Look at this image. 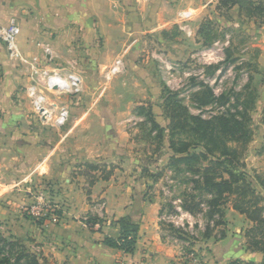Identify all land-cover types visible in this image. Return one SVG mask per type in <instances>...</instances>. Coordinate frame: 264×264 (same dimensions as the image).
<instances>
[{
	"label": "crops",
	"instance_id": "1",
	"mask_svg": "<svg viewBox=\"0 0 264 264\" xmlns=\"http://www.w3.org/2000/svg\"><path fill=\"white\" fill-rule=\"evenodd\" d=\"M136 1L159 4L157 11L150 10L156 24L148 31L157 33L155 29L168 19L164 6L174 4L179 10L177 15L191 10L195 20L216 0ZM120 2L0 0V26L17 24L20 27L18 46L25 56L43 58L41 45L49 47L52 60L46 62V68L62 72L75 69L84 82L81 95L58 97L69 106L71 116L57 139L54 131L42 125L33 113L25 91L29 78L9 60L5 46L0 43V236L12 242L21 240L27 248L34 247L46 264H186L183 240L171 236L162 224L163 207L151 197L148 189L137 183L136 175L130 173L126 179L128 172H120L132 159L127 152L131 143L124 122L120 123L123 114L111 106L106 111L114 122L117 146L111 151L101 146L100 134L106 131L108 123L97 108L100 97L96 90L104 71L127 47L125 42H133L131 48L135 51L134 46L140 39L133 38V34L144 35L140 30L147 26L127 33L129 13L123 11ZM140 14L143 22L145 9ZM242 30L243 36L245 33L253 35L257 65L264 70V27L252 31L250 26L243 25ZM133 84L132 79H126L127 91ZM263 85L259 86L262 92ZM109 90L108 101L116 102L117 96L113 98L110 93L111 85ZM131 93L133 96L136 92ZM260 131L259 143H262L264 126L261 125ZM67 143L75 144L73 156L69 155ZM256 150L259 148L254 152ZM79 155L84 159L74 165L76 161L72 158ZM100 158L110 159L118 170L108 181L98 179L100 173H93L97 181L91 184V179L82 175L77 166ZM75 167L78 171L73 173ZM37 190L44 192L45 198L58 207L60 222L57 225L46 227L35 223L24 212L25 207L35 201ZM99 204L105 205L102 211ZM221 209L222 223L216 225L219 220L216 215L208 234L202 236L206 263L263 262V254L246 253L245 232L252 224L231 205ZM85 217L101 220L100 228L86 226ZM122 218H129L139 228L133 254L105 244L106 238H119L121 228L117 222Z\"/></svg>",
	"mask_w": 264,
	"mask_h": 264
},
{
	"label": "rangeland",
	"instance_id": "2",
	"mask_svg": "<svg viewBox=\"0 0 264 264\" xmlns=\"http://www.w3.org/2000/svg\"><path fill=\"white\" fill-rule=\"evenodd\" d=\"M120 1V7H122L124 12L129 13L127 33L142 29V26H147L140 30L144 35L133 34V38L138 37L140 39L138 45H133L134 48H137L135 51L131 48L133 42L129 44L126 38L127 47L120 55V57H124L125 70L113 77L111 81H107L105 78L109 68L105 70L101 78V84L96 90L100 97L97 108L102 113V116L106 117V122L108 123L106 131L100 134L101 146H106L110 151L117 146L114 122H112V118L107 116L106 111L110 106L123 114L120 117V123L124 122L125 133L130 137L131 147L127 148V152H130L132 159L129 162L127 161L124 169L119 171L122 173L128 172L126 179H128L130 173L134 176L136 175L138 178L137 183L148 189L151 192V197L163 207L164 213L162 216L164 215L167 220L169 216L175 215L177 212L175 208L181 206L182 201L195 204L203 199L202 191L195 189L191 182L193 175L185 170L184 166L178 167L177 171L166 169L165 174L158 182H155L151 176L144 175L145 169H148L151 172L149 174L152 175L165 169L172 155L168 142H165L158 149L159 146L154 140H148V133L145 134L142 125H140L144 124V120L136 117L135 111L139 107L150 108L157 122L162 126H167L169 120L163 115L165 97L169 93H176L179 95L183 106L187 107L194 115H202L208 118L209 116L222 113L230 115L236 114L237 111L240 113L246 112L251 119L250 125L254 131V138L247 152H245L244 160L247 166L244 171L251 178L258 175L264 179V141L259 143L260 138H262L260 128L261 125L264 126V91H260L259 86L264 83V70H261L257 65V51L256 48L252 47L253 35L245 33L246 36H243L242 30L243 25L250 26L252 31H258V29L264 27V0H236L234 4L228 2L226 5H223L225 0H216L205 13L187 23L191 28V35L181 29L186 23H182L178 18L177 13L179 10L174 7V4L164 6L168 19L162 27L155 29L157 33H150L148 31H151V26L156 24V18L152 17L153 13L150 10L157 11L159 4L146 5L145 3L143 4L144 1H141V3L136 0ZM142 9H145L143 22L140 21ZM187 11L194 14L191 10ZM194 17H196L195 14ZM226 36L230 37V46L225 51V61L223 63L205 67L203 60L194 59L198 52L211 48L217 41L223 42ZM244 37L246 38L244 39ZM16 68L23 70L28 77L25 69ZM214 78H217V82L211 85L210 81ZM126 79H132L134 83L133 86L130 85L128 91L126 89ZM221 80L222 82L220 83ZM110 85V93L113 98L117 96L116 102L113 99L108 101ZM27 87L25 89L26 93ZM206 88L212 90V92L219 88L221 90L220 100L217 99L219 97H216L217 100L215 99L211 106L201 107L194 100V96L199 92H203ZM131 92H136L133 95L134 97ZM58 97L61 96H51L53 100L61 103ZM223 105L226 106L224 107ZM45 127L53 130L57 139L60 134H63L65 128ZM74 143L65 145L69 148L70 156H73L75 152L72 151L75 146ZM255 148H259V150L254 152ZM115 151H118V149ZM83 159V155L81 157L79 155L78 158H72V160L76 161L74 165L77 162L79 164ZM109 161L110 159L100 158L96 162L108 165L109 172V168L112 165ZM117 168H115V171ZM77 171L78 169L75 167L73 173ZM40 193L44 195V192L37 190L34 194L35 201L29 206H36V204L41 202ZM50 204L55 206L52 200H50ZM27 207H25L24 212L37 223L34 217L26 211ZM180 219L181 217L174 219L176 226L185 227V230L183 229L184 231H180L179 234L170 226L171 223H168V221H164L162 224L171 236L183 238V243H181L184 247L183 253L187 255L189 251H195L198 259L203 264H208L205 261L204 251H206V247L202 239L203 230L207 222L206 212L194 215L189 220L183 219L181 221ZM245 226L247 227L246 223ZM13 243H19L20 247H17L18 249L12 252L11 264H15L16 255L19 253L18 250L24 246L21 240ZM31 248L35 249L34 247ZM8 250L7 247L4 253L6 256H10Z\"/></svg>",
	"mask_w": 264,
	"mask_h": 264
},
{
	"label": "trees",
	"instance_id": "3",
	"mask_svg": "<svg viewBox=\"0 0 264 264\" xmlns=\"http://www.w3.org/2000/svg\"><path fill=\"white\" fill-rule=\"evenodd\" d=\"M228 2L234 4L236 0H225L224 4L221 3L226 5ZM215 99L212 90L207 88L194 96V100L201 107L211 106ZM217 99L220 100V97ZM163 113L169 120L167 126L157 122L150 108L139 107L135 111V116L144 120V124L140 125L143 132L148 133V140H154L159 146L158 149L168 142L172 155L165 169L154 175L149 174L151 172L145 169L144 175L151 176L155 182H158L166 169L177 171L178 167L184 166L185 170L193 175L191 182L195 189L202 191L204 197L195 204L182 201L181 207L192 215L206 212L207 225L203 236L208 234L210 223L216 215H219L216 225L222 223L221 207L231 205L252 224V227L245 232L248 245L246 253L264 255V179L258 175L251 178L244 171L247 166L244 160L245 152L254 138L248 114L237 111L236 114L222 113L204 118L202 115L192 114L183 106L176 93H169L165 97ZM107 166L87 161L77 168L82 175L91 179V184H94L97 178L93 173H100L98 179L105 181L112 177L116 167L111 165L108 172ZM163 213L162 211L161 217ZM89 223L101 224L102 221L90 219ZM117 224L121 228L119 238H106L105 244L124 253L133 254L139 237L138 226L129 218H122ZM170 226L178 234L180 231L183 232L172 224ZM7 247L10 256L4 254ZM17 247H20L19 243L8 242L0 236V264H11L12 252L17 250ZM18 251L15 264H46L39 252L32 248L22 246ZM237 263L264 264V261L255 263L238 260Z\"/></svg>",
	"mask_w": 264,
	"mask_h": 264
},
{
	"label": "built area",
	"instance_id": "4",
	"mask_svg": "<svg viewBox=\"0 0 264 264\" xmlns=\"http://www.w3.org/2000/svg\"><path fill=\"white\" fill-rule=\"evenodd\" d=\"M178 18L182 21V23H186L181 29L187 32L188 35H191V28L187 23L192 21L194 14L190 11H182L178 14ZM20 33L21 29L17 24L0 26V43L5 46L9 60L16 67L25 69L28 74L30 85L27 87V95L31 101L33 113L39 122H41L44 126L61 129L69 123L71 116L70 108L67 104L53 100L51 96L81 95L84 92L83 78L75 69H71L66 72L49 71L46 68V62L52 60V50L49 47L41 45L44 53L43 58H29L25 56L18 46V37ZM229 46L230 37L226 36L223 42L217 41L211 48L198 52V54L194 56V59L198 58L199 61L203 60L205 67L219 65L225 61V51L229 48ZM124 70V57H119L109 68L105 78L107 81H111L113 77L121 74ZM216 82L217 78H214L210 81V84L214 85ZM221 82L222 80L220 83ZM220 92L221 90L219 88L213 90L215 97H220ZM203 117L206 118L205 116ZM40 199L41 202L36 204V206H28L26 211L34 217L37 223L43 224L46 227L57 225L60 222L58 207H56V205L52 206L50 201L42 194H40ZM104 207V204H99L101 211ZM175 209L177 211L175 215L169 216L168 220L163 215L161 217V221H168V223H171L178 229L183 230L185 227L180 228L176 226L174 219L181 217V221H183V219L189 220L194 215L184 211L181 206L176 207ZM83 221L84 224L90 228L99 229L101 226L100 223H89L90 218L88 217H85ZM211 224L213 226V223ZM206 225L203 230L204 232ZM183 257L186 260V264H203L201 260L198 259L195 251L191 250L187 255L183 253Z\"/></svg>",
	"mask_w": 264,
	"mask_h": 264
}]
</instances>
